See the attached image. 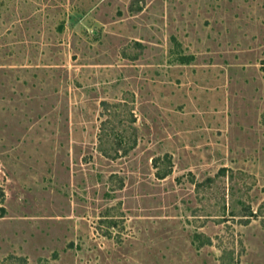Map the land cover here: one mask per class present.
I'll list each match as a JSON object with an SVG mask.
<instances>
[{
  "label": "rangeland",
  "instance_id": "374dc122",
  "mask_svg": "<svg viewBox=\"0 0 264 264\" xmlns=\"http://www.w3.org/2000/svg\"><path fill=\"white\" fill-rule=\"evenodd\" d=\"M0 264H264V0H0Z\"/></svg>",
  "mask_w": 264,
  "mask_h": 264
},
{
  "label": "trees",
  "instance_id": "16d2710c",
  "mask_svg": "<svg viewBox=\"0 0 264 264\" xmlns=\"http://www.w3.org/2000/svg\"><path fill=\"white\" fill-rule=\"evenodd\" d=\"M0 209H1V210H3V208H2V207H1Z\"/></svg>",
  "mask_w": 264,
  "mask_h": 264
}]
</instances>
